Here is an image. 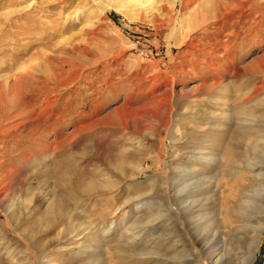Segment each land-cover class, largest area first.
<instances>
[{
	"label": "rangeland",
	"instance_id": "374dc122",
	"mask_svg": "<svg viewBox=\"0 0 264 264\" xmlns=\"http://www.w3.org/2000/svg\"><path fill=\"white\" fill-rule=\"evenodd\" d=\"M176 1L129 20L101 0H0V76L30 74L32 105L10 124L21 155L0 143V264H196L200 249L203 264H264V234L253 258L254 230L234 214L258 184L248 171L264 174V0H233L221 26L211 3ZM67 57L90 77L40 90ZM194 162L219 178L201 229L178 226L173 205Z\"/></svg>",
	"mask_w": 264,
	"mask_h": 264
},
{
	"label": "bare ground",
	"instance_id": "6f19581e",
	"mask_svg": "<svg viewBox=\"0 0 264 264\" xmlns=\"http://www.w3.org/2000/svg\"><path fill=\"white\" fill-rule=\"evenodd\" d=\"M162 1L163 0H101V3L103 5L101 11L103 14H106V11L112 10L128 18L129 20H135L137 18V14H139L140 11H148V12L151 11L153 12L154 16L155 14L161 12L163 9H161V5H159L158 2H162ZM200 1L201 0H185L183 2L182 0H177L175 3H181L184 7H189L191 5H196ZM205 2L211 3L212 6L214 5L217 8L218 17L221 18L219 19V22L217 23L219 26H221V23L223 22L224 18H227L230 16L233 17L235 15L234 14L235 8L233 7V0H205ZM215 29L219 30V27ZM171 32H172L171 35L174 36L176 32V27ZM179 32H181V34L185 32V27L183 25L180 27ZM176 40H177L176 44L185 43V41H183V39L181 40V38L180 39L177 38ZM69 47L70 49L66 50V54H69V55L73 54V52L79 48L78 46H73L71 44H69ZM258 61H262L261 63L260 62L259 63L262 67H264V57ZM46 62H48L50 65L55 62L56 65L62 66V70L65 72L62 74H58L57 77H50L49 79L50 81H52L50 82V84L43 81V85L40 86V90H47L52 93H55V91L58 89V86L66 85V84L71 85L75 83L74 81L78 79V78L76 79L77 76L79 78L90 77V75L86 74L87 73L86 70L79 69L81 68L80 66L82 64L78 62L77 60L70 61L69 59V61L61 60V61H54V62L53 61H46ZM91 62L92 61H90V64ZM84 63L87 64V61ZM255 66L257 65L255 64ZM71 72L74 75L73 74L70 75L69 73ZM67 74L69 75L67 76L66 80H64L63 77ZM29 77H30V74L16 76V79L13 82L12 77L6 74H3L0 76V143H2L3 145L8 144L5 150L6 152H9V156H12V157L21 155V153L14 155V150L16 147H23L24 140L22 137H23L24 132L23 131L17 132L19 125L11 126L10 124L12 121L14 120L17 121L16 119L22 116L26 117V115H29L31 113L29 111V108H31L32 106L31 101H29L28 99L26 100L25 98L26 95L23 92V89L26 85V81L28 80ZM57 79L59 80V84H56ZM157 79H158V76L152 77L153 82L156 81ZM141 93H144V92H141ZM170 96H171V99L169 98ZM175 98H174V94L170 90L167 91L166 96L162 100L163 105L161 106L158 113H160L163 110H166L167 108L166 104L168 103L171 104L172 99H175ZM130 112L127 110H123V111H120V115L122 117L131 118L133 114H131ZM137 112L138 111H136L135 113L137 114ZM147 113H151L154 116L158 117L157 112L155 113L151 110H148ZM134 119L136 118L134 117ZM171 139L176 140L174 136L171 137ZM4 157L6 156L0 155V159ZM203 160L208 161L209 159L204 158V157H197L195 159V162L203 161ZM195 162L194 164L184 165V167L182 166L183 168L179 169L180 171L178 170L179 173L176 174L175 179L182 180L183 183H181L180 181V185L178 184V186L176 187V188L178 187L180 188L175 191V194H174L175 202H173V205L177 211L175 216L177 217V222L179 223L178 226H181V227L185 226L186 220L188 218L190 223L192 224L197 223L199 226L197 224L196 225L200 227L201 229L202 227L207 226L206 225L207 221L205 217H199V215L200 213L204 212L207 208L211 206V203L208 202L210 199L209 200L206 199V202L203 203L205 197L202 199V196L206 194L204 191H207V188L210 187L209 191H211L217 187L219 178L213 179L210 177V180H209L208 177L199 176L200 174L198 175V171L195 167ZM255 166L256 165H254L253 167ZM242 172H245V171L242 170ZM248 174H251L252 175L251 179L257 181L258 184L254 186L253 188H247V187H246L247 189H245V187L242 188L244 190H242L240 193V199L237 202L238 206H237V209L234 211V214L236 215V217H238V219L240 218L242 221L246 223V227L249 226L253 228L254 230V235L252 236L253 237V249H254L253 258H256V255L258 252V245L264 234V174L261 172L256 173V169L254 171L253 168L252 170L248 171ZM231 175H237V173H232ZM204 186L206 187L204 188ZM192 215H196V216L192 217ZM254 218L258 221V223L257 222L255 223V225L257 224L256 226H254V223H253V226L251 225L252 222H254L253 220ZM212 219H213V224H215L217 219L215 218V216H213ZM204 255L205 253L201 249H200V252H197L198 261L196 264H203L201 258Z\"/></svg>",
	"mask_w": 264,
	"mask_h": 264
}]
</instances>
